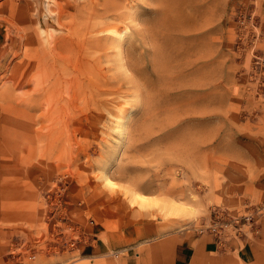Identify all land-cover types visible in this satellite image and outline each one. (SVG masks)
<instances>
[{
	"label": "rangeland",
	"instance_id": "obj_1",
	"mask_svg": "<svg viewBox=\"0 0 264 264\" xmlns=\"http://www.w3.org/2000/svg\"><path fill=\"white\" fill-rule=\"evenodd\" d=\"M216 210L252 222L193 264H264V0H0V264H138Z\"/></svg>",
	"mask_w": 264,
	"mask_h": 264
},
{
	"label": "crops",
	"instance_id": "obj_2",
	"mask_svg": "<svg viewBox=\"0 0 264 264\" xmlns=\"http://www.w3.org/2000/svg\"><path fill=\"white\" fill-rule=\"evenodd\" d=\"M213 239L208 235L198 236L188 245H155L148 248L138 256V264H193L195 257L202 251H214ZM216 251V250H215ZM123 264L127 258L121 257ZM194 260V261H193Z\"/></svg>",
	"mask_w": 264,
	"mask_h": 264
},
{
	"label": "built area",
	"instance_id": "obj_3",
	"mask_svg": "<svg viewBox=\"0 0 264 264\" xmlns=\"http://www.w3.org/2000/svg\"><path fill=\"white\" fill-rule=\"evenodd\" d=\"M251 216H244L242 218L236 217L225 210H216L210 216L206 224H202L197 228L198 235H208L213 239L216 249L223 247V242L227 237H238L241 233V228L244 223H251Z\"/></svg>",
	"mask_w": 264,
	"mask_h": 264
},
{
	"label": "bare ground",
	"instance_id": "obj_4",
	"mask_svg": "<svg viewBox=\"0 0 264 264\" xmlns=\"http://www.w3.org/2000/svg\"><path fill=\"white\" fill-rule=\"evenodd\" d=\"M110 5H111V4H110ZM112 5H113V4H112ZM114 17H115V15H114ZM120 17H121V15H120ZM109 18H110V17H109ZM90 32H91V31H90ZM91 33H92V32H91ZM77 37H78V36H77ZM77 40H78V43H79V39H77ZM100 40H101V39H100ZM105 41H106V40H105ZM55 42H56V41H55ZM67 42H70V41H67ZM120 43H121V42H120ZM120 43H119V44H120ZM105 44H106V43H105ZM75 45H76V44H75ZM81 45H82V44H81ZM103 45H104V44H103ZM54 46H55V44H54ZM55 47H56V46H55ZM80 47H81V46H80ZM100 47H101V46H100ZM102 47H103V46H102ZM81 48H82V47H81ZM95 48H96V47H95ZM103 48H104V47H103ZM104 49H105V48H104ZM81 50H82V49H81ZM73 52H74V48H73ZM74 53H75V52H74ZM76 53H77V51H76ZM53 54H54V53H53ZM60 54H61V53H60ZM76 55H77V54H76ZM77 56H79V55H77ZM75 57H76V56H75ZM62 58H63V57H62ZM77 59H78V58H77ZM58 63H59V62H58ZM61 64H62V63H61ZM59 65H60V63H59ZM62 65H63V64H62ZM77 66H78V65H77ZM60 67H61V65H60ZM63 67H64V65H63ZM74 68H75V67H74ZM62 69H63V68H62ZM62 69H61V70H62ZM61 72H62V71H61ZM64 74H65V73H64ZM53 77H54V76H53ZM56 79H57V78H56ZM59 80H60V79H59ZM59 80H58V81H59ZM58 81H57V83H56L57 85H58V83H59ZM94 81H95V80H94ZM108 82H109V81H108ZM61 83H62V81H61ZM71 83H72V80H71ZM73 83H74V82H73ZM76 83H77V82H76ZM104 83H105V82H104ZM101 85H102V84H101ZM105 85H106V84H105ZM109 86L112 87L111 85H109ZM59 87H60V85H59ZM90 87H91V86H90ZM105 87H106V86H105ZM55 88H56V87H55ZM101 88H102V87H101ZM89 89H90V88H89ZM109 89H110V88H109ZM55 90H56V89H55ZM92 90H94V89H92ZM89 91H90V90H89ZM92 93H93V92H92ZM88 94H89V93H88ZM95 94H96V92H95ZM106 94H107V93H106ZM93 95H94V94H93ZM92 97H93V96H92ZM90 98H91V96H90ZM106 101H107V100H106ZM61 103H62V102H61ZM125 116H126V115H125ZM122 117H123V116H122ZM60 119H61V116H60ZM121 125H122V126H121V127H122V130L124 131L125 123L123 122V123H121ZM123 131H122V132H123ZM132 198L135 199V200L137 199L138 201L141 200L143 203L145 202V204H147V202H148L145 196L140 195V194L135 193V192H132ZM141 201H140V202H141ZM142 202H141V204H142Z\"/></svg>",
	"mask_w": 264,
	"mask_h": 264
}]
</instances>
